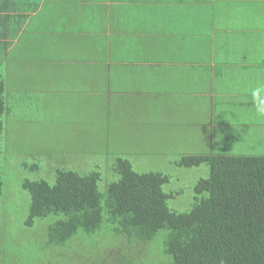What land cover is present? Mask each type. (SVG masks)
<instances>
[{"label": "crops", "instance_id": "obj_1", "mask_svg": "<svg viewBox=\"0 0 264 264\" xmlns=\"http://www.w3.org/2000/svg\"><path fill=\"white\" fill-rule=\"evenodd\" d=\"M201 78L219 93L242 92L219 95L223 108L264 111L254 98L264 87V0H0L9 112L40 99L26 89L68 81L100 86L109 100L113 90L109 102L125 105L127 125L147 127L157 115L159 132L162 115L184 102L177 92ZM216 99L206 107L210 126Z\"/></svg>", "mask_w": 264, "mask_h": 264}, {"label": "rangeland", "instance_id": "obj_2", "mask_svg": "<svg viewBox=\"0 0 264 264\" xmlns=\"http://www.w3.org/2000/svg\"><path fill=\"white\" fill-rule=\"evenodd\" d=\"M197 82L194 79L177 92L184 102L179 112L162 115L159 132L157 115L147 127L127 125L125 105L109 102L116 95L113 90L109 100L100 86L90 89L71 86L75 83L68 81L26 89L28 95L42 100H26L25 108L22 104L19 109L15 106L0 135V161L5 162L0 170L5 181L0 200V264H62L63 256L66 264H92L54 245L49 252L44 250L47 220H35L30 228L24 226L28 208V195L21 187L24 178L53 182L57 168L71 167L81 173L94 169L100 172L102 188L115 178L111 168L114 159L121 156L128 158L136 171L154 170L169 175V182L163 186L169 195L167 204L183 212L193 203L196 181L209 171L207 165L175 166L174 161L181 155H264V111H252V106L244 108L245 104L223 108L219 95L241 98L238 94L242 92L225 85L219 93L217 86L208 85L206 80ZM262 88L254 93L255 101L264 98ZM214 94L218 111L212 115L210 126L206 107ZM109 112L112 114L107 115ZM23 162H36L39 168L24 170L20 166ZM72 245L68 248L74 249Z\"/></svg>", "mask_w": 264, "mask_h": 264}, {"label": "trees", "instance_id": "obj_3", "mask_svg": "<svg viewBox=\"0 0 264 264\" xmlns=\"http://www.w3.org/2000/svg\"><path fill=\"white\" fill-rule=\"evenodd\" d=\"M4 92L0 79V135L14 111H8ZM174 165L208 167L187 211L168 206L163 186L169 175L136 171L118 156L111 168L115 178L102 188L94 169L57 168L53 182L22 179L28 195L23 224L47 220L44 250L54 245L92 264H264V155L193 153ZM20 166L39 168L36 162ZM4 183L0 172V200Z\"/></svg>", "mask_w": 264, "mask_h": 264}]
</instances>
